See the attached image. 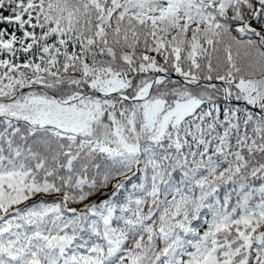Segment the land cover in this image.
Returning a JSON list of instances; mask_svg holds the SVG:
<instances>
[{
  "label": "snow or ice",
  "instance_id": "6c2138e0",
  "mask_svg": "<svg viewBox=\"0 0 264 264\" xmlns=\"http://www.w3.org/2000/svg\"><path fill=\"white\" fill-rule=\"evenodd\" d=\"M0 264H264V0H0Z\"/></svg>",
  "mask_w": 264,
  "mask_h": 264
}]
</instances>
